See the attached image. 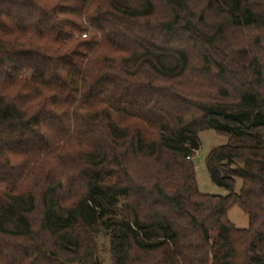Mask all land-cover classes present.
I'll list each match as a JSON object with an SVG mask.
<instances>
[{"label": "trees", "instance_id": "obj_1", "mask_svg": "<svg viewBox=\"0 0 264 264\" xmlns=\"http://www.w3.org/2000/svg\"><path fill=\"white\" fill-rule=\"evenodd\" d=\"M0 264H264V0H0Z\"/></svg>", "mask_w": 264, "mask_h": 264}, {"label": "rangeland", "instance_id": "obj_2", "mask_svg": "<svg viewBox=\"0 0 264 264\" xmlns=\"http://www.w3.org/2000/svg\"><path fill=\"white\" fill-rule=\"evenodd\" d=\"M200 148L193 153V165L198 190L203 194L227 195L228 192L216 185L209 176L205 166V160L211 149L218 145L225 144L227 139L215 130H204L199 133ZM241 185L240 180L236 181V191ZM228 219L237 228H246L248 226V216L238 207L233 206L227 212ZM98 256L102 262L110 261V248L107 238L99 239Z\"/></svg>", "mask_w": 264, "mask_h": 264}]
</instances>
